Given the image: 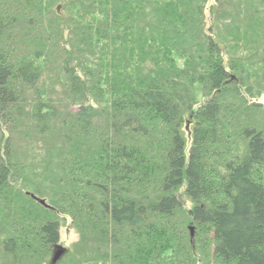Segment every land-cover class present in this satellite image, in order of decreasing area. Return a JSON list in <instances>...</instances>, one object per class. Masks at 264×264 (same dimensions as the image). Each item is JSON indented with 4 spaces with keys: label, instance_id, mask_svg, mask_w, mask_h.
Instances as JSON below:
<instances>
[{
    "label": "trees",
    "instance_id": "16d2710c",
    "mask_svg": "<svg viewBox=\"0 0 264 264\" xmlns=\"http://www.w3.org/2000/svg\"><path fill=\"white\" fill-rule=\"evenodd\" d=\"M0 264H264V0H0Z\"/></svg>",
    "mask_w": 264,
    "mask_h": 264
},
{
    "label": "rangeland",
    "instance_id": "374dc122",
    "mask_svg": "<svg viewBox=\"0 0 264 264\" xmlns=\"http://www.w3.org/2000/svg\"><path fill=\"white\" fill-rule=\"evenodd\" d=\"M191 236H192V232H191ZM194 237H195V231H194ZM76 240H77V236L74 233V231L71 228H69L68 226H62L61 243L59 246H62L66 249V248L70 247L71 244H73V242H75Z\"/></svg>",
    "mask_w": 264,
    "mask_h": 264
},
{
    "label": "water",
    "instance_id": "95a60500",
    "mask_svg": "<svg viewBox=\"0 0 264 264\" xmlns=\"http://www.w3.org/2000/svg\"><path fill=\"white\" fill-rule=\"evenodd\" d=\"M42 204H45V202H42ZM190 231L192 232V238L194 237V229L191 228ZM66 250L64 247L62 246H58L57 250H56V254H55V258H54V263L58 262L62 256L65 254Z\"/></svg>",
    "mask_w": 264,
    "mask_h": 264
}]
</instances>
